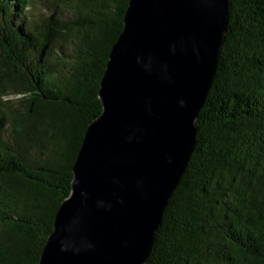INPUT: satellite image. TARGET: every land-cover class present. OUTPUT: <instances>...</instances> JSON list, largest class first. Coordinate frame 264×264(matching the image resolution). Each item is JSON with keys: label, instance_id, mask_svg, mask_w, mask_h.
<instances>
[{"label": "trees", "instance_id": "16d2710c", "mask_svg": "<svg viewBox=\"0 0 264 264\" xmlns=\"http://www.w3.org/2000/svg\"><path fill=\"white\" fill-rule=\"evenodd\" d=\"M129 3L0 0V264H40ZM197 126L147 264H264V0H232Z\"/></svg>", "mask_w": 264, "mask_h": 264}, {"label": "water", "instance_id": "95a60500", "mask_svg": "<svg viewBox=\"0 0 264 264\" xmlns=\"http://www.w3.org/2000/svg\"><path fill=\"white\" fill-rule=\"evenodd\" d=\"M232 0H130L40 264H147L196 146Z\"/></svg>", "mask_w": 264, "mask_h": 264}, {"label": "rangeland", "instance_id": "374dc122", "mask_svg": "<svg viewBox=\"0 0 264 264\" xmlns=\"http://www.w3.org/2000/svg\"><path fill=\"white\" fill-rule=\"evenodd\" d=\"M11 99H14V98H11Z\"/></svg>", "mask_w": 264, "mask_h": 264}]
</instances>
